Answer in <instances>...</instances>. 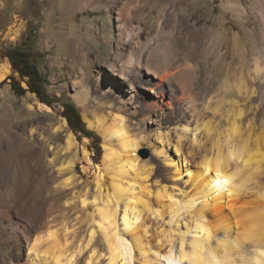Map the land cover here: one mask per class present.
Here are the masks:
<instances>
[{
	"label": "rangeland",
	"instance_id": "rangeland-1",
	"mask_svg": "<svg viewBox=\"0 0 264 264\" xmlns=\"http://www.w3.org/2000/svg\"><path fill=\"white\" fill-rule=\"evenodd\" d=\"M121 15L126 18L131 35L134 32L141 35L142 42L157 55L170 50L176 66L182 70L189 64L184 57L191 45L193 31L199 32L207 43H212L213 56L216 49L224 44L222 50L230 67L238 66V69L219 77L220 82L199 93L198 106L204 112L207 109L206 119L213 126L211 138L207 135L203 140L202 154L216 155L219 146L223 144L221 147L226 150L229 144L217 141L223 138L229 126L226 120H220L214 114L218 102L226 109L233 108L232 102H239L248 119L253 118L252 139L264 130V74L258 77L255 71L257 63L264 67L260 56H264V0H0V67L8 61L12 70L9 76H16L27 90L24 95H18L9 80L0 83V166L7 167L4 178L11 184L5 193L6 202L11 206L10 215L15 223L19 221L17 224L22 228L18 233L22 238L20 246L18 239L4 241L2 236L9 221L0 219V264H31L27 261L28 245L37 238L44 239L49 232L56 233L61 244L68 243L69 250L75 251L80 245L87 244L92 231L96 232L93 243L76 256L74 263H109L105 238L93 221L97 207L94 198L97 197V205H103L97 192L96 168L83 156L86 149L91 152L92 162L101 164L104 139L89 128L83 112L86 108L91 115H102L108 111L112 113L111 117L123 115L131 126L132 134L143 129V122H140L141 118L128 114L131 112L121 111L123 108L119 101L108 97L93 80L88 85L83 83L82 55L79 54L77 65L70 67L69 45L73 42L83 44L79 47L87 51L88 61L100 59L107 62L109 54L106 49L109 46L106 43L112 40L110 48H116V40L112 37L118 35V17ZM129 47L128 54L132 50ZM11 48L27 52L30 64L36 65L43 78L49 81L50 85L41 97L56 101L51 106L30 92L26 83L28 79H22L14 70L7 56ZM215 67L213 69L218 75L224 72L223 66ZM245 85L250 91L255 90L252 103L245 100V90L239 93V88ZM173 88L178 91L176 95H169L167 101L175 106V110L165 117L161 114L154 116V119L163 132L175 135L191 125V108L180 112L177 101L181 97L180 101L189 105L190 93L186 91L183 95L178 82L173 83ZM125 90L127 93L129 86ZM81 91L89 92L83 106L76 100L77 93ZM136 91L142 97L138 96L141 105L138 112L145 117L148 114L144 112L145 104H149L151 96L142 87ZM35 102L34 109H29ZM110 104H113L112 108H109ZM72 105L76 106L86 129L95 137H86L84 133L76 134L71 130L63 113ZM174 112L179 114L178 119L173 118ZM63 120L67 124L62 132L58 127ZM240 124L245 133L247 120ZM68 133H73L76 140V148L70 152L67 151ZM138 156L140 167L154 169L151 184L155 186L162 167L159 159L146 142L142 143ZM69 160L74 162L71 169L59 170ZM262 169L248 187L249 191H259L264 196V167ZM147 170L143 172L140 169L144 176ZM106 181L109 184V179ZM84 199L85 205L82 203ZM123 209L124 204L120 203V220ZM170 211V203L165 201V212L160 221H148V239L152 246L164 243L165 235L161 231L169 232L178 243L180 234L186 232L187 226H192L184 211H180L173 220L174 214ZM120 223L123 230L122 220ZM193 236V233L187 234L186 242L189 243ZM246 244L251 246V241ZM94 252L95 260H92ZM140 260L135 252L134 264H139Z\"/></svg>",
	"mask_w": 264,
	"mask_h": 264
},
{
	"label": "bare ground",
	"instance_id": "bare-ground-1",
	"mask_svg": "<svg viewBox=\"0 0 264 264\" xmlns=\"http://www.w3.org/2000/svg\"><path fill=\"white\" fill-rule=\"evenodd\" d=\"M118 20V35L112 37L116 40V48H110L112 40L109 44L104 42L109 46L106 49L109 54L107 62L100 59L88 61L87 51L79 47L83 44L73 42L69 45L70 67L74 68L79 54L82 55L83 83L88 85L93 80L108 97L119 101L123 108L121 111L131 112L128 114L141 118L140 122H143V129L132 134L131 126L123 115L111 117L110 111L91 115L86 108L83 112L89 128L104 139L101 164H94L91 152L86 149L83 156L96 168L97 192L103 205H97V197L94 198L97 207L93 221L105 238L108 264H134L135 252L140 256L139 264H264V196L259 191H249L248 187V183L263 171L264 130L260 136L252 139L253 118L248 119L247 112L238 105L239 102H232L233 108L229 109L218 102L214 114L220 120H226L229 126L223 138L217 141L229 144H225L226 150L222 149L223 144L219 146L216 155L201 153L203 140L207 135L211 138L213 126L206 119L207 109L204 112L198 106L199 93L207 90L209 85L220 82L219 77L238 66L230 67L228 57L222 50L224 44L216 49L213 56L212 43H207L199 32L193 31L191 45L184 57L189 64L182 70L176 66L170 50L157 55L142 42L141 35L138 36L136 32L131 35L124 16H119ZM129 45L132 50L128 54ZM260 56L264 60V56ZM218 65L223 66L224 70L218 71L222 73L219 75L213 69ZM255 71L261 77L259 75L264 74V67L257 63ZM11 72V65L7 61L0 67V83ZM262 78L264 80V75ZM174 82L179 83L183 95L186 91L190 93V104L180 101V97L178 109L185 112L191 108V125L175 135L163 132L159 122L154 119V116L161 114L165 117L175 110V106L167 101L169 95H176L178 91L173 88ZM126 86H129L127 93ZM138 87L144 88L146 94L151 96L149 104H145L144 112H148L145 117L138 112L141 106L138 102L140 95L136 91ZM242 89L246 91L247 103H252L255 90L250 91L245 85L239 88L240 94ZM88 95V91L77 93L78 104L83 106ZM35 104L30 105L29 109H34ZM112 107L113 104H110L109 108ZM173 118L178 119L179 114L176 113ZM246 120L247 131L244 133L240 123ZM66 124L63 120L58 128L63 132ZM144 142L148 143L162 166L155 186L151 184L154 169L139 166L138 150ZM74 148L75 136L70 133L67 151ZM73 165V160H69L59 170L71 169ZM141 168L143 172L147 170V175H143ZM6 171L7 167L0 166V219L9 221L2 238L8 242L18 239L20 246L22 238L18 233L22 232V228L17 224L19 221H13L11 206L5 197L11 185L4 178ZM165 201L170 203V213L174 214L172 220L180 211H184L192 226H187L186 232L180 234L178 243L170 237L169 232L161 231L165 235L164 243L152 246L148 239V221H160L165 212ZM82 203L85 205L86 200H82ZM120 203L124 204L121 218L123 230L120 228ZM190 233L194 236L187 243L186 235ZM95 235L96 232L92 231L85 246L80 245L78 250L75 248L77 251H70L68 243L61 244L57 234L49 232L44 239L37 238L29 245L27 242L30 252L27 261H31V264H73L76 256L84 253L93 243ZM247 241H251V246H247ZM91 258L95 260V252Z\"/></svg>",
	"mask_w": 264,
	"mask_h": 264
},
{
	"label": "trees",
	"instance_id": "trees-1",
	"mask_svg": "<svg viewBox=\"0 0 264 264\" xmlns=\"http://www.w3.org/2000/svg\"><path fill=\"white\" fill-rule=\"evenodd\" d=\"M7 56L9 60L11 61V64L14 68V70L19 73L20 77L22 79H28L26 82L28 85V89L32 93H36L37 96L40 98V100L49 106H51L56 101L50 102V100H47L45 98L41 97V94L37 92V87L41 84L44 88H46L49 84V81L46 78H43V76L39 73L38 68L36 65L30 64L29 56L27 52H24L23 50L19 48H11L7 52ZM7 80L10 81L12 89L18 94V95H24L27 90L24 89L21 85V83L17 80V77L14 75H11L7 78ZM71 108H73L76 111L78 120L81 123V127H75L70 120H68L69 126L72 131H74L76 134L84 133L86 137H95V134L91 131H88L86 129V125L82 121V117L80 113L77 111L76 106L72 105ZM67 111H64L63 116H66Z\"/></svg>",
	"mask_w": 264,
	"mask_h": 264
},
{
	"label": "flooded vegetation",
	"instance_id": "flooded-vegetation-1",
	"mask_svg": "<svg viewBox=\"0 0 264 264\" xmlns=\"http://www.w3.org/2000/svg\"><path fill=\"white\" fill-rule=\"evenodd\" d=\"M45 88L40 84L38 87H37V92L39 94H45ZM36 94V93H35ZM37 95V94H36ZM65 111H67L66 113V116H65V119L67 120V123H68V120H70L72 122V124L75 126V127H81V123L80 121L78 120V117H77V114H76V111L73 109V108H70L68 107L67 109H65ZM69 124V123H68Z\"/></svg>",
	"mask_w": 264,
	"mask_h": 264
},
{
	"label": "water",
	"instance_id": "water-1",
	"mask_svg": "<svg viewBox=\"0 0 264 264\" xmlns=\"http://www.w3.org/2000/svg\"><path fill=\"white\" fill-rule=\"evenodd\" d=\"M33 94H35V93H33Z\"/></svg>",
	"mask_w": 264,
	"mask_h": 264
}]
</instances>
